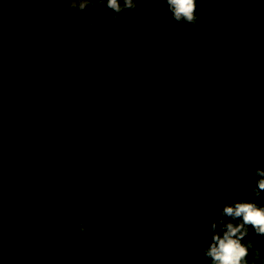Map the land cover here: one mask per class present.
Listing matches in <instances>:
<instances>
[{"label":"flooded vegetation","instance_id":"af4514ba","mask_svg":"<svg viewBox=\"0 0 264 264\" xmlns=\"http://www.w3.org/2000/svg\"><path fill=\"white\" fill-rule=\"evenodd\" d=\"M260 1L264 16V0ZM204 5L212 21L208 19L207 25L198 15L195 25L177 22L163 2L140 3L135 10L120 13L117 20L107 7L82 13L79 28L63 46V58L70 59L68 70L61 74L63 86L44 108L52 90L47 94L48 88L53 79L55 84L57 75L47 71L43 78L49 76L51 80L37 94L45 131H40L35 120L25 141L33 146L29 157L40 175L39 199L48 202L41 215L50 216L61 201L64 209L74 206L72 214L81 215L85 230L96 236L99 229L88 226L91 212L76 208L79 202L94 207L106 204L109 190H116V183L121 182L129 187L141 182L145 192L138 194L140 198L154 199L173 192L176 187L168 184L175 170L165 172L176 164L173 160H204V154L226 165L220 178L211 184L221 186L222 177L228 174L225 190L242 187V192H248L253 170L264 168V42L250 41L255 33L264 34V21L257 23L259 27L253 33L233 25V15L243 12L238 0L222 4L218 12L210 4ZM203 19L207 20L206 16ZM89 23L93 26L89 27ZM163 41L161 46L159 42ZM117 50L121 61L117 54L103 55ZM97 59L100 63L86 85L78 84ZM117 100L130 107L127 121L114 107ZM43 109L50 123L45 121ZM167 126L179 134L170 142V149L161 148L158 140L164 132L168 134ZM130 136L134 142L129 141ZM255 144V156H245L242 148L249 152ZM56 146L73 154H81L89 147L92 151L87 156L93 155L95 160L88 169L81 168L79 162L66 163ZM139 148L163 154L157 158L142 152L145 159ZM165 150H181V155L172 157ZM258 156L262 157L257 159ZM191 178L178 184L177 189L200 188L196 182L187 184ZM74 225L79 229L77 222Z\"/></svg>","mask_w":264,"mask_h":264},{"label":"trees","instance_id":"16d2710c","mask_svg":"<svg viewBox=\"0 0 264 264\" xmlns=\"http://www.w3.org/2000/svg\"><path fill=\"white\" fill-rule=\"evenodd\" d=\"M238 2L240 10L243 8V12L239 13L240 15H233V25H237L238 27L243 26L245 30H252L254 33L253 30L258 26L257 23L262 22V20L264 21V16H262L263 14L261 13V1L238 0ZM94 8H99L101 10L106 8V6L104 4L89 6L83 13L89 14ZM196 14L200 17L202 24L207 25L208 19L209 22L212 23L210 17L206 15L204 3H197ZM82 15L69 30L67 36H65L63 42L58 48L56 56L58 70L55 84L46 99L44 108H46L50 100H53L54 96L63 86L62 80H60L61 74H64L65 71L68 70L70 61L68 58H63V46L79 28V24L82 22ZM205 16L207 20L203 19ZM206 29L208 28L206 27ZM219 34L221 33L219 32ZM254 35L250 37V41L259 40L264 42L263 33L259 31ZM159 44L162 46L165 44V41L159 42ZM176 52H178V50ZM113 53L117 54L119 57H117V60L121 61V53L118 50L115 52L104 53L103 55ZM117 60L115 59L113 62L117 63ZM99 63L100 60L97 59L95 63L84 72V76H81L78 84L84 83L85 86L89 76L94 73ZM184 66L186 67V63ZM49 73H52V70H50ZM50 80L49 76L48 79L46 77L43 78L40 90L46 89ZM155 82L156 79L153 82H150V86L152 87ZM78 84L76 87H78ZM148 92L150 91L148 90ZM148 97L151 100L153 99L150 94H148ZM39 99L40 96L36 95L29 107L28 117L20 122L18 128V135L24 149L26 150L34 181L36 206L27 240L11 264H130L150 242L180 219L198 210L218 205L220 202L223 203L230 199H240L248 196V192H242V187H240L239 190H234L236 188L233 187L234 191L224 189V185H227L228 183V174L222 177L221 181L223 182L221 186H219V184H211V181L218 178V175L222 173L226 166H222L220 161L216 163L213 162L215 159L214 157H211V154H204L207 156H203L204 160L190 157L173 160V163L175 162L176 164L170 166L167 171H165L168 173L171 170H175L172 173L174 176L172 182L168 184L174 188L176 187L173 192L167 191L154 199L140 198L138 197V194L145 192L141 182L130 187L121 182L116 183V187L114 188L116 190H109V199L106 204L102 205L98 203V205L94 207L87 202H79V204L75 206L76 208L91 212L92 219L91 221H88V226L91 227L92 230L97 227L100 231L96 236L94 235L95 237L92 236L93 232L86 231L87 239H85L84 234H82L74 225L76 222L78 225L83 223L81 221L83 220L81 215L74 216L72 214L74 206L64 209V203L59 201L58 207L52 209L53 218L50 217L48 213L46 216H43L41 215L42 213H40L43 206L47 207L48 202H43V200L41 201L39 199L37 178H40V175L36 174V167L32 158L29 157L33 146H31V144H25V141L28 138V132H30V128H32L35 120L39 124L40 131H45L38 110ZM114 104V107L119 112L118 114L127 121L126 112L130 107L126 106L122 100H117ZM154 104L156 103L154 102ZM42 114L45 121L50 123L48 121L46 109L42 110ZM67 129L69 136L72 137L71 126L68 125ZM167 129L168 134L164 132L165 135L158 138V140H160L159 144L161 148L170 149L172 147L170 142L176 139L179 134L170 126H167ZM78 130L81 134L82 130L80 126H78ZM134 133L140 136L138 130L134 129ZM148 136L149 132H147L146 137ZM129 141L134 142L135 140L130 136ZM147 144L155 148L160 147L154 143ZM256 147L257 144H255L249 152H246L242 147L241 148L245 156L251 157L255 156L253 152H255ZM56 149L62 160H66V163H68L67 161L79 162L81 168L85 167V169H88L95 160L93 155L92 157L87 156L90 153L88 151H92L89 147H85L84 152L81 154H73L72 152L58 146H56ZM139 152H141L142 157V152L149 156L158 155L156 156L157 158H161V155L163 154L161 152L147 151L143 148H139ZM165 154L176 157L181 155V150L178 152L165 150ZM261 157L262 156H258L257 159ZM140 158L141 157H139L138 160H140ZM151 158L152 157H149V159ZM93 167L94 165L92 168ZM189 177L193 178H191L187 184L196 182V184L199 183L200 188L195 191L190 189L189 186H186L185 189H177L178 184H182V182L188 180ZM120 188L123 189L118 190ZM185 191L186 193H184ZM191 193L193 194L190 195ZM261 200H264V193L261 194ZM175 201L176 204H174ZM257 203L259 204L261 202L257 201ZM40 226H42V228H40ZM209 229L210 227L202 232L204 233L203 240L200 238V233L181 252L173 264H209V261L202 255V250L207 246L210 237ZM246 239H252L255 248L261 252V255H264V237L252 234V230L250 229V236ZM65 255L69 257L68 260L63 259ZM248 260H252L251 249L249 250ZM256 264H259V261H257Z\"/></svg>","mask_w":264,"mask_h":264},{"label":"water","instance_id":"95a60500","mask_svg":"<svg viewBox=\"0 0 264 264\" xmlns=\"http://www.w3.org/2000/svg\"><path fill=\"white\" fill-rule=\"evenodd\" d=\"M83 12L64 0H0V264H11L19 254L36 206L34 181L18 128L29 115L45 73L57 72L58 48ZM53 85L54 79L47 94ZM171 125L187 138L178 126ZM220 205L175 222L130 264H173L210 227Z\"/></svg>","mask_w":264,"mask_h":264},{"label":"clouds","instance_id":"9594fccd","mask_svg":"<svg viewBox=\"0 0 264 264\" xmlns=\"http://www.w3.org/2000/svg\"><path fill=\"white\" fill-rule=\"evenodd\" d=\"M78 12L84 11L89 6L104 4L113 13V19H119V14L126 10H135L140 3L163 2L168 6L172 17L177 22L195 25L198 17L196 14L197 3H207L213 11H220L221 5L230 0H64ZM93 25L89 23V27ZM148 149V148H147ZM150 150V149H148ZM156 151V150H150ZM248 196L240 199H230L223 202L210 224V237L207 246L202 250V255L209 264H264V255L255 248L252 239H246L252 234L264 237V168H255ZM260 201L261 203H257ZM50 217H53L51 213ZM82 221V220H81ZM83 222V221H82ZM79 231L87 239L85 226L81 223ZM204 239V233L200 235ZM252 250V260L249 261V250ZM64 260L69 257L65 255Z\"/></svg>","mask_w":264,"mask_h":264},{"label":"rangeland","instance_id":"374dc122","mask_svg":"<svg viewBox=\"0 0 264 264\" xmlns=\"http://www.w3.org/2000/svg\"><path fill=\"white\" fill-rule=\"evenodd\" d=\"M219 204H222V202H220Z\"/></svg>","mask_w":264,"mask_h":264}]
</instances>
